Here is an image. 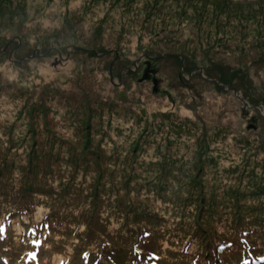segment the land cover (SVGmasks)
Instances as JSON below:
<instances>
[{
	"label": "rangeland",
	"instance_id": "1",
	"mask_svg": "<svg viewBox=\"0 0 264 264\" xmlns=\"http://www.w3.org/2000/svg\"><path fill=\"white\" fill-rule=\"evenodd\" d=\"M225 1L0 0V166H11L0 175L1 193L33 183L32 156L54 172L44 183L65 195L78 187L91 203L103 190L113 206L147 205L161 222L146 227L154 243L143 249L158 253L159 264L208 263L206 250L177 232V223L197 219L215 231L212 251L233 244L215 252L219 264H245L250 248L263 255L264 231L210 220L236 205L248 224L264 216V0ZM37 198L15 219L0 207L8 232L0 244L12 263L26 249L20 234L50 213L48 198ZM106 203L95 221L126 236L124 215ZM67 220L22 259L135 264L132 243L103 256L105 236L86 244L85 226Z\"/></svg>",
	"mask_w": 264,
	"mask_h": 264
},
{
	"label": "trees",
	"instance_id": "2",
	"mask_svg": "<svg viewBox=\"0 0 264 264\" xmlns=\"http://www.w3.org/2000/svg\"><path fill=\"white\" fill-rule=\"evenodd\" d=\"M223 2H227L225 0H221ZM262 44L260 47L263 49L264 42L258 43ZM260 62L263 60L264 63V57L261 55ZM197 68L194 66L191 71H195ZM190 71V69H189ZM242 74V73H241ZM223 75L222 77H224ZM241 83L242 89L247 90L246 87V76L242 75ZM197 78L200 79V76H197ZM222 81H227V76L225 78H218ZM215 79V80H218ZM233 80V79H231ZM231 80L229 79V83H231ZM221 81V82H222ZM262 101V99H261ZM5 160V159H4ZM4 160H2V166H0V175L2 173L8 172L11 170L10 168H7L4 165ZM6 163V162H5ZM28 171L33 173V183L30 185H24L20 187V189L17 192H13L11 194H4L0 191V207L2 205L10 206V210H8L6 215L9 216V218L15 219L16 217H20L23 215H26L28 213H31L33 208L39 204V200L37 197L44 196L47 197L48 201V207L50 210V213L45 216L46 218L44 221L45 224H42L41 226L35 227H29L26 228V230L20 234L21 240L24 242L23 245H25L24 251L21 254L22 256L19 257L18 261L15 263H12V257H9L8 251L11 250H5V247L3 244H0V253L2 254V262L5 264H29L31 261H29L27 258L22 259L26 255L30 256L32 254V248H39V247H45L48 243L49 237L51 236V232L54 231V227H58L59 223L63 220L66 222L67 219H75L77 225H84L85 231L83 230L81 232V236H79V240H84L86 244L97 242L101 237L105 236V239L98 244L99 248H101V252H99L101 255H105V250H109L110 252H113L111 250L112 247H114L117 243H120L124 241V244H131V252L133 256V260L135 264H159L160 262V255L154 251H150L149 253L145 254V250L143 249V246L145 247L146 243H154L152 242L151 238V232L146 230V227H151L155 229L158 225H160V217L152 212L147 205L140 206V204H137V206H133V203L123 204V203H114V206L111 204L106 203L105 200V192L103 190H100V193L98 190H94L93 192L99 193V197H97L93 202H88V200L82 198L83 196L81 193L83 192L78 187L76 188L74 185L73 187L76 188L73 193H69V195H65L60 190L63 188H53L52 185H46L44 183V178L46 175H51L53 177L54 172L52 169H50L49 166L46 167V169H40L37 167V164L34 162V158L32 156L29 157L28 160ZM49 167V168H48ZM31 168V170L29 169ZM40 171H38V170ZM49 169V170H47ZM8 174V173H7ZM9 175V174H8ZM43 181H38L39 179H42ZM52 187V188H50ZM68 188V187H67ZM14 189L12 187L11 190H8V192H11ZM66 191V190H65ZM261 194H254L255 196H263ZM199 200L198 203L203 204V197H201V190L198 192ZM106 203L107 207H111V209H114L118 211L119 213L124 215L126 226L125 229L128 230L126 236L121 235L120 232H115L114 234H110L108 232H105V230L102 228V224H98L96 222L97 216L100 214V210L106 209L99 207ZM242 206L236 205L233 209V212L226 213L229 217H218V218H211V215L208 213V217L211 218L210 220H216L218 222L225 221V224L228 225H236V228H239L238 230L244 229L249 234H254V230L256 231V228L260 231H264V216H260L257 220H255L252 224H248L247 221L243 215H241ZM75 213L76 215H73ZM117 213L118 215H121ZM200 214V213H199ZM198 214V215H199ZM197 215V216H198ZM237 217V218H234ZM130 218V219H129ZM256 219V218H255ZM228 221V222H227ZM54 224V225H53ZM248 225H251L250 228H248ZM253 228V229H252ZM69 229V228H67ZM187 229V230H186ZM39 230L45 231L44 234L39 236L36 234ZM59 231L60 229H56ZM72 233L74 231H71ZM177 232L183 233L184 235L189 237L188 240V246L191 244H196L200 249L204 248L206 250L205 256H203V260L207 264H219L217 261H220V259H215V252L217 255L220 254V251L225 250L226 245L232 244V242L228 241L226 243H220L216 246L215 252L211 250L210 243L213 240V235L215 234V231L210 227L208 224V220L204 222L202 219H197V221L190 226H183L177 223ZM8 233V232H7ZM7 233L6 228L0 226V238L7 239ZM79 235V234H77ZM260 235V234H259ZM78 239V237L76 236ZM175 239V238H174ZM220 240V239H218ZM3 241V240H2ZM1 241V242H2ZM110 241L112 242V246L108 247V244H110ZM177 241V240H175ZM220 240V242H222ZM148 248V247H146ZM152 248V247H151ZM153 249V248H152ZM138 250L141 252L138 253ZM184 250H187V248H184ZM17 252H20V249L16 250ZM4 254V255H3ZM198 258V254H196ZM194 256V257H195ZM251 256V255H249ZM151 258V261L149 260ZM218 258V257H217ZM245 258V257H243ZM31 259V258H30ZM38 259L35 257V260ZM215 259V261H213ZM33 261V259H31ZM154 260V261H153ZM245 264H256L254 261L263 260L264 261V254L258 255L253 258H246ZM140 261V262H138ZM165 261V260H164ZM197 259L192 258L191 264H197ZM177 264V263H175ZM239 264V263H236Z\"/></svg>",
	"mask_w": 264,
	"mask_h": 264
},
{
	"label": "water",
	"instance_id": "3",
	"mask_svg": "<svg viewBox=\"0 0 264 264\" xmlns=\"http://www.w3.org/2000/svg\"><path fill=\"white\" fill-rule=\"evenodd\" d=\"M147 71H148V70H147ZM146 77H147V72L144 71V74H143V76H142V79H145ZM153 83L156 84L155 81H153Z\"/></svg>",
	"mask_w": 264,
	"mask_h": 264
},
{
	"label": "bare ground",
	"instance_id": "4",
	"mask_svg": "<svg viewBox=\"0 0 264 264\" xmlns=\"http://www.w3.org/2000/svg\"><path fill=\"white\" fill-rule=\"evenodd\" d=\"M148 79V78H147ZM147 79H145V80H147Z\"/></svg>",
	"mask_w": 264,
	"mask_h": 264
}]
</instances>
